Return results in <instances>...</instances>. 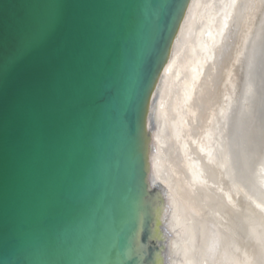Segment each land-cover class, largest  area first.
Returning a JSON list of instances; mask_svg holds the SVG:
<instances>
[{"label":"water","instance_id":"water-1","mask_svg":"<svg viewBox=\"0 0 264 264\" xmlns=\"http://www.w3.org/2000/svg\"><path fill=\"white\" fill-rule=\"evenodd\" d=\"M192 1L0 0V264H168L148 121Z\"/></svg>","mask_w":264,"mask_h":264},{"label":"bare ground","instance_id":"bare-ground-1","mask_svg":"<svg viewBox=\"0 0 264 264\" xmlns=\"http://www.w3.org/2000/svg\"><path fill=\"white\" fill-rule=\"evenodd\" d=\"M151 107L168 264H264V0H193Z\"/></svg>","mask_w":264,"mask_h":264},{"label":"snow or ice","instance_id":"snow-or-ice-1","mask_svg":"<svg viewBox=\"0 0 264 264\" xmlns=\"http://www.w3.org/2000/svg\"><path fill=\"white\" fill-rule=\"evenodd\" d=\"M175 2H176V0H173V3H175ZM45 34H46V32H42L39 38H43V36H44ZM36 42H38V41H36ZM161 63H162V62H161ZM161 63H160L159 66L156 68V70L159 69V67L161 66ZM149 64H151V61H149Z\"/></svg>","mask_w":264,"mask_h":264}]
</instances>
